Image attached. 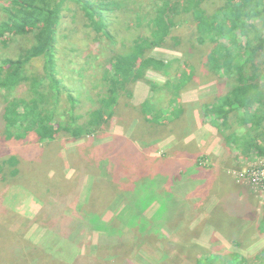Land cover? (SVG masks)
<instances>
[{
  "label": "trees",
  "instance_id": "1",
  "mask_svg": "<svg viewBox=\"0 0 264 264\" xmlns=\"http://www.w3.org/2000/svg\"><path fill=\"white\" fill-rule=\"evenodd\" d=\"M208 2L132 0L124 6L125 2L119 0H0V48L10 47L17 39L31 41L29 46L13 53L15 56L0 53V128L4 138L18 141L34 136L43 143L52 142L61 135L66 141H78L104 132L112 121L120 119L124 108L131 106L133 83L147 81L151 93L133 107L137 114V124L130 136L134 145L129 138L114 136L105 153L111 155L116 149L120 150L121 138L126 140L128 148L140 149L143 145L141 151L146 150L157 159L152 164L153 171L146 173L149 166H142L141 162L137 169L143 176L136 178L126 175L118 163V170L112 178L111 166L107 168L104 164L103 169L98 164L93 188L108 182L114 191L120 188L122 200L139 208L129 227L136 226L140 234L164 227L171 218L170 207L175 203L161 204L150 218H145L141 211L156 200L153 181L160 175H156V170L159 169L158 173L166 171V174L172 171L171 160L167 150L154 157L153 144L144 138L154 136L155 129L161 128L159 126L163 123L168 126V131L182 129L178 140H183L194 129L184 116L188 104L180 101L182 91L193 81L192 68H188L190 64L185 68L183 58L164 61L151 54L155 48L167 46L172 29L180 23L188 20L195 45L209 46L201 63L209 75L216 77V95L198 104L201 121L211 119L222 140L233 145L239 154L248 155L255 151L264 155V65L259 60L264 55V0H220L211 11L207 9ZM68 4L75 5L82 12L87 29L97 35L111 34L112 46L118 45L108 54L103 67L99 58L97 68L93 63L87 64V60L76 62L75 67L69 66L72 64L68 61L71 54L66 61H59L66 54V51H59L57 43L61 36L59 27L65 18L63 11L68 9ZM118 14L123 15L121 21L125 22V27L134 31L129 45L127 39L118 41L113 37ZM126 16L127 19L130 17L129 26ZM70 51H74L73 48ZM40 60V65L34 64ZM65 62L66 72L63 73ZM90 70L91 76L87 74ZM149 71L161 73L166 80H148L146 73ZM222 83L227 87L225 92ZM76 84H79L78 89ZM170 153L177 155L174 150ZM20 161L14 155L1 160L0 178L6 176L3 174L6 168L15 176ZM261 213L257 229L264 233V206ZM86 225L97 235L101 246H117L125 238V232L98 214L90 212ZM71 232L79 237L83 231L77 226ZM253 259L251 262L237 253L222 255L202 250L196 264H264V248ZM76 260L74 264H87L91 259L80 255Z\"/></svg>",
  "mask_w": 264,
  "mask_h": 264
},
{
  "label": "rangeland",
  "instance_id": "2",
  "mask_svg": "<svg viewBox=\"0 0 264 264\" xmlns=\"http://www.w3.org/2000/svg\"><path fill=\"white\" fill-rule=\"evenodd\" d=\"M119 1H124L125 6L127 1L130 3L132 0ZM219 2L209 0L207 9L213 10ZM63 13L65 18L59 27L61 36L57 47L59 51H66V54L59 61H66L68 54H71L72 58L69 57L68 61L72 64L69 66L75 67L76 62L87 60V64L93 63L97 68L96 60L99 58L100 66L103 67L108 54L118 47L112 46L109 38L111 34L97 35L87 29L82 12L75 5L68 4V9ZM118 15L119 21L112 31L115 35L113 37L118 41L127 39L129 45L134 31L125 27V22L123 24L121 21L123 15ZM124 18L129 26L130 17ZM171 35L167 46L157 47L151 54L162 57L164 61L183 58L185 68L190 64L188 68H192L190 72L194 75L193 81L182 91L180 101L188 104L184 116L188 117L194 127L192 133L188 134L189 138H202L200 134L203 133L206 138L212 133L206 128L207 125L199 124L198 120L201 119L196 116V110L199 102L207 100L204 98L218 90L217 85H214L216 77L209 75L201 63L209 46L195 45L188 20L172 29ZM30 43L28 38L17 39L10 47L0 48V53L15 56L13 53ZM72 48L74 51H70ZM88 49L90 52H86ZM259 60L264 65V55ZM41 63V60L34 62L35 65ZM66 64L63 73L66 72ZM87 74L91 76V70ZM146 77L153 82L166 80L164 75L155 71L147 72ZM222 87L225 92L227 87L224 83ZM78 88L79 84H76ZM151 90L147 81L133 83L131 106L124 108L120 119L112 121L104 128V132H97L82 140L66 141L60 135L52 142H38L34 136L12 141L4 138L0 128V161L12 155L21 160L15 176L6 168V173H3L6 176L0 178V264H74L80 255L91 259L87 264H196V258L202 250L222 255L237 253L243 259L254 261L255 254L264 248V233L257 229V221L264 206V190L255 189L242 174L250 172L264 177V155L255 151L248 155L240 153L236 161L224 159L219 170L224 181L225 177L232 180L230 191L238 192L241 196L250 192L248 197L254 204L252 210L228 214L222 206H209V209L207 206H171V218L167 226L158 230L148 229L143 234H140L136 226L129 227L139 208L122 200L118 191L120 188L116 189L118 192L114 191L110 182L93 188L98 164L103 169L104 164H107V168L111 166L112 178L115 170H118V163L126 175L136 178L143 176L137 169L141 162L142 166H149L146 173L153 171L152 164L157 159L146 150L142 152L143 145L140 149L128 148L126 140L121 138L120 150L116 149L111 155L105 153V148L114 140V136L131 139L137 124V114L133 107L143 102ZM1 106L0 100V112ZM159 127L155 129L154 136L143 137L146 142L153 144L154 157L161 156L166 150L169 157L176 156L170 153L173 149L169 146L178 140L182 129L168 131L164 123ZM131 140L134 145V139ZM86 152L88 155L85 156ZM201 164L202 168L211 167L210 163ZM158 208L148 206L141 214L150 218ZM90 212L98 214L106 222L112 221L120 231L125 232V238L117 246H101L97 235L91 233L86 225ZM175 214L176 219L173 218ZM155 222L159 223V220ZM77 226L84 232L79 237L71 232Z\"/></svg>",
  "mask_w": 264,
  "mask_h": 264
},
{
  "label": "crops",
  "instance_id": "3",
  "mask_svg": "<svg viewBox=\"0 0 264 264\" xmlns=\"http://www.w3.org/2000/svg\"><path fill=\"white\" fill-rule=\"evenodd\" d=\"M215 95L216 91H213L204 99L213 98ZM196 116H199L197 110ZM198 121L201 126L207 125L206 128L212 135L206 138L210 139L204 138L205 133L200 134L202 138H189L190 135H188L169 146L177 151V155L170 156L172 171L167 174L166 171L163 173L157 171L156 175H160H154L156 200L151 206H160L164 203H175L174 206H207V209L209 206H222L228 214L246 212L249 206H252V210L254 204L248 197L250 192H245L247 194L241 196L238 192L230 191L232 180L225 177L224 181L220 177L219 170L223 160L236 161L237 154L240 155L239 152L233 145H228L222 140L211 119L207 118L205 122ZM201 163H210L211 167L202 168ZM177 171L181 173L178 174Z\"/></svg>",
  "mask_w": 264,
  "mask_h": 264
},
{
  "label": "built area",
  "instance_id": "4",
  "mask_svg": "<svg viewBox=\"0 0 264 264\" xmlns=\"http://www.w3.org/2000/svg\"><path fill=\"white\" fill-rule=\"evenodd\" d=\"M242 177L247 178L255 189L264 190V177L262 175L248 172L242 174Z\"/></svg>",
  "mask_w": 264,
  "mask_h": 264
}]
</instances>
